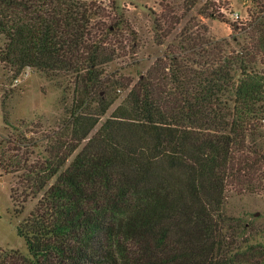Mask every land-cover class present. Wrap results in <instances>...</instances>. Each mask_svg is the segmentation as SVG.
<instances>
[{"label":"trees","instance_id":"1","mask_svg":"<svg viewBox=\"0 0 264 264\" xmlns=\"http://www.w3.org/2000/svg\"><path fill=\"white\" fill-rule=\"evenodd\" d=\"M201 1H161L154 42L165 50L132 85L106 69L139 51L113 0H0L2 67L71 84L44 154L32 160L25 135L0 152L17 178L15 214L36 200L16 228L27 254L0 250V264H264V247L239 245L225 212L230 193L264 196V3L231 23L216 0L191 16ZM208 18L232 34L212 37ZM130 86L91 134L110 93Z\"/></svg>","mask_w":264,"mask_h":264},{"label":"rangeland","instance_id":"2","mask_svg":"<svg viewBox=\"0 0 264 264\" xmlns=\"http://www.w3.org/2000/svg\"><path fill=\"white\" fill-rule=\"evenodd\" d=\"M103 1L108 2L109 0ZM113 1L119 12L124 14L131 28L135 30L136 37L134 39L139 41V51L135 62L127 65L123 61L112 62L106 69L111 73L118 71L125 81L131 80L133 85L146 73L153 61L163 55L165 50V46H158L154 42V14L160 12L162 0ZM167 1L171 2L178 10V6L182 4V0ZM204 1L206 0H202L196 5L191 16L196 15ZM218 2L221 4V10L226 20L232 23L244 22L250 19V15H258L264 0H230L229 2L216 0V4H219ZM263 14L264 11L259 15L263 16ZM201 21L209 28V34L216 39L227 38L232 34L228 24L219 20L208 18ZM172 40L173 37L169 38L168 43ZM1 43L2 40H0ZM257 68L264 69V66L258 65ZM131 86L128 88L117 87L110 93L114 103L101 117L91 134L96 132L111 116L115 108L126 99ZM70 105L71 84L68 77H47L31 68H26L14 76L0 64V152L1 150H6V152L12 150L11 145H7L8 140L12 142L25 135L30 139V143L37 144L36 147L30 149L34 152L31 159L35 160L36 157L44 154L43 147L47 145L46 136L52 134L54 130L59 135L63 133V131H59L58 125L62 126L67 117L65 109ZM31 131L34 132V135L30 134ZM56 136L57 134H54L53 137ZM84 143L69 158L67 165L81 150ZM0 177H3L0 180V250L19 251L22 255H26L25 244L18 237L16 228L22 219L30 213L36 200L25 203L22 214L16 215L10 198V189L16 183L17 178L2 172H0ZM225 212L227 217L234 219V222L228 223L229 225L233 227L240 225L239 228L235 227V231L240 233L237 234L239 245L242 247L250 245L264 247L263 195L230 193L226 201Z\"/></svg>","mask_w":264,"mask_h":264},{"label":"crops","instance_id":"3","mask_svg":"<svg viewBox=\"0 0 264 264\" xmlns=\"http://www.w3.org/2000/svg\"><path fill=\"white\" fill-rule=\"evenodd\" d=\"M1 172V171H0ZM3 179V177H0V180H2Z\"/></svg>","mask_w":264,"mask_h":264}]
</instances>
